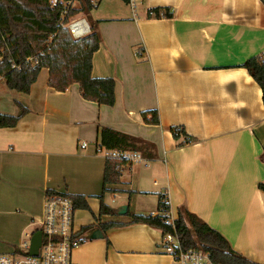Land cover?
I'll list each match as a JSON object with an SVG mask.
<instances>
[{
  "label": "crops",
  "instance_id": "crops-1",
  "mask_svg": "<svg viewBox=\"0 0 264 264\" xmlns=\"http://www.w3.org/2000/svg\"><path fill=\"white\" fill-rule=\"evenodd\" d=\"M91 3L88 20L80 13L100 36L91 76L114 80L112 107L83 100L77 84L52 90L46 69L27 95L0 78V114L19 115L17 104L28 110L15 127L0 128V222L10 229L3 248L22 242L41 217L46 191L86 198L91 216L75 211L78 231L96 225L101 200L148 216L160 215L158 196L165 195L171 219L186 208L235 252L264 264V193L257 188L264 183V104L242 67L264 59V0H135L134 10L123 0ZM157 8L172 17L148 18ZM152 110L158 126L142 121ZM102 127L148 144L137 153L144 162L126 164L116 192L103 195ZM172 127L196 142L184 144L181 134L175 140ZM161 242V231L144 224L112 227L102 239L80 242L72 260L173 264Z\"/></svg>",
  "mask_w": 264,
  "mask_h": 264
},
{
  "label": "trees",
  "instance_id": "trees-1",
  "mask_svg": "<svg viewBox=\"0 0 264 264\" xmlns=\"http://www.w3.org/2000/svg\"><path fill=\"white\" fill-rule=\"evenodd\" d=\"M128 2V0H123ZM79 10L71 12L87 14L92 9L91 0H80ZM60 8H51L49 0H0V78L8 90L27 95L36 82L42 69L48 71V86L57 92L66 91L77 84L83 100L100 106L112 107L115 102L114 80L97 79L91 76L92 56L98 50L100 36L91 26V33L82 40L74 41L68 32L60 29ZM148 18H171L168 9H154L147 13ZM34 57L36 65L25 64L24 60ZM12 64L17 68H12ZM242 67L256 82L262 92L264 104V59L255 56L247 59ZM19 115L0 114V128H13L28 113V110L17 104ZM142 121L147 125L158 126L159 117L155 110L141 113ZM172 137L177 140L184 136V144L196 142L188 136L183 128H170ZM97 144L105 151L138 153L148 144L140 139L116 132L109 128H99ZM125 160L106 157L102 180V195L115 193L112 187L118 183L121 170L126 166ZM258 190L264 193V183L257 184ZM45 196H62L72 201L75 210L89 211L84 196L68 195L55 191H46ZM101 198V196H99ZM160 215H133L126 212L129 222L125 224L102 222L104 217L116 216V210L100 201L96 225L80 228L78 238L88 230L99 228L104 234L107 229L131 224H144L161 231L162 237L167 234L178 238L184 251L202 250L215 264H257L235 252L228 241L216 230L209 227L186 208L177 210L173 227L164 221L168 218V200L165 195L158 196ZM86 240L80 239V242Z\"/></svg>",
  "mask_w": 264,
  "mask_h": 264
},
{
  "label": "built area",
  "instance_id": "built-area-1",
  "mask_svg": "<svg viewBox=\"0 0 264 264\" xmlns=\"http://www.w3.org/2000/svg\"><path fill=\"white\" fill-rule=\"evenodd\" d=\"M132 10L135 0H128ZM51 8H60V29L68 32L74 41H79L90 35L91 27L80 13L71 15L72 11L79 10L80 0H49ZM1 58V57H0ZM25 64L36 65L34 57L24 60ZM12 68H17L12 64ZM86 144H82L85 147ZM106 157L125 160L127 165H140L144 161L133 152L107 151ZM75 209L71 200L62 196H45L42 215L32 224L31 231L24 234V239L7 252L0 253V264H75L72 260L73 249L80 244L78 230L75 229L73 219ZM168 217L164 223L173 227V219ZM40 233V244L36 254L30 253L32 236ZM161 248L164 254L170 256L173 264H215L208 254L202 250L184 251L178 238L167 234L162 237Z\"/></svg>",
  "mask_w": 264,
  "mask_h": 264
},
{
  "label": "water",
  "instance_id": "water-1",
  "mask_svg": "<svg viewBox=\"0 0 264 264\" xmlns=\"http://www.w3.org/2000/svg\"><path fill=\"white\" fill-rule=\"evenodd\" d=\"M117 215H124L126 213V206L120 207L118 210H116ZM103 238V233L99 228H93L88 230L86 233H84L81 236V239L83 240H97V239H102ZM40 244V233L37 232L35 233L30 242V253L31 254H36L37 249Z\"/></svg>",
  "mask_w": 264,
  "mask_h": 264
},
{
  "label": "rangeland",
  "instance_id": "rangeland-1",
  "mask_svg": "<svg viewBox=\"0 0 264 264\" xmlns=\"http://www.w3.org/2000/svg\"><path fill=\"white\" fill-rule=\"evenodd\" d=\"M97 1V0H96ZM94 2V0H93ZM92 10V9H91ZM90 10V11H91ZM90 11L87 13V14H83L87 20H88V15L90 13ZM109 195V194H108ZM107 195V196H108ZM106 196V198H107ZM77 218H80L81 216H85V215H88V216H91L90 215V212L86 211V212H82V211H79L77 214H75ZM76 218V219H77ZM31 229H35V227H32L28 230H26L27 232L31 231ZM10 229L8 226H6V224H4V222H0V253L2 252H7L8 250L7 249H4L3 247L8 243V241L5 239L6 238V235L9 233ZM10 247V246H9ZM12 247V246H11ZM9 249V248H8Z\"/></svg>",
  "mask_w": 264,
  "mask_h": 264
}]
</instances>
